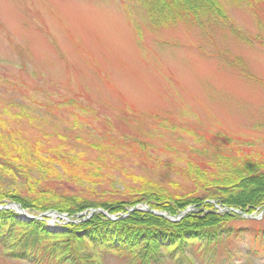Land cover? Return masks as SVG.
<instances>
[{
  "label": "rangeland",
  "instance_id": "rangeland-1",
  "mask_svg": "<svg viewBox=\"0 0 264 264\" xmlns=\"http://www.w3.org/2000/svg\"><path fill=\"white\" fill-rule=\"evenodd\" d=\"M218 1L252 44L219 20H206V33L183 23L151 30L140 0H0L1 121L42 154L78 157L73 170L100 173L96 191L108 196L137 186L135 176L192 191L177 175L191 165L212 176L263 159L264 47L255 39H264V1ZM238 60L254 79L233 68ZM47 222L54 232L67 225ZM229 226L264 230V218ZM0 264L28 263L0 248ZM106 264L129 263L110 256Z\"/></svg>",
  "mask_w": 264,
  "mask_h": 264
},
{
  "label": "trees",
  "instance_id": "trees-1",
  "mask_svg": "<svg viewBox=\"0 0 264 264\" xmlns=\"http://www.w3.org/2000/svg\"><path fill=\"white\" fill-rule=\"evenodd\" d=\"M240 1L250 7L258 4V0ZM140 3L151 30L183 23L206 33L205 21L219 20L236 39L252 44L248 35L229 26L228 14L218 0ZM255 41L264 47V39ZM231 65L246 78L254 79L242 60ZM40 149L27 146L0 119V205L16 202L37 215L54 210L71 218L94 209L117 217L136 210L118 221L96 214L85 222L67 225L63 232L50 230L46 221L23 222L11 210L0 211V248L10 260L28 264H106L108 257L119 256L129 264H232L244 254L248 258H264V230L235 229L229 224L245 220L238 215L218 214L209 203L214 201L248 214L263 209L264 158L246 157L236 165H225L212 176L194 165L185 174L176 172L187 177L192 191H183L178 183H172L174 191H169L153 180L135 176L132 180L137 186L124 188L121 195L114 188L108 196L96 191L103 181L100 173L88 171L80 175L73 170L80 161L78 157L50 151L45 155ZM54 157L63 171L54 166ZM71 186L80 187L81 193H73ZM88 194L97 198L91 199ZM141 205L174 217L192 206H197L198 212L172 222L137 210Z\"/></svg>",
  "mask_w": 264,
  "mask_h": 264
},
{
  "label": "water",
  "instance_id": "water-1",
  "mask_svg": "<svg viewBox=\"0 0 264 264\" xmlns=\"http://www.w3.org/2000/svg\"><path fill=\"white\" fill-rule=\"evenodd\" d=\"M11 205L17 207L18 209H20L21 219H22L23 221H35V220L38 219V218H35V217H32V216L27 215L26 212H25V210L22 208V206H21L20 204H14V203H12ZM0 209H5V208L3 207V208H0ZM142 211H148V212H150V213H152V214H154V215H157V216H160V217H164V218H167V219H170V220L174 219L172 216H170V215H168V214L158 213V212H155V211H151V210L148 209V207H144V209H143ZM91 213H92L91 216H92L93 214H96V213H101V214H104V215L108 216V215H107L104 211H102L101 209L94 210V211H92ZM56 214H57V213H56L55 211H51V212H49V213H47V214L42 215V217H45V216H52V215H56ZM263 214H264V211H263L262 215H263ZM128 216H129V214L123 216L122 218H127ZM63 217H66V216H63ZM78 217H80V215H79ZM108 217H109L111 220H114V221L118 220V219L115 218V217H111V216H108ZM248 218H251V217L248 216Z\"/></svg>",
  "mask_w": 264,
  "mask_h": 264
},
{
  "label": "bare ground",
  "instance_id": "bare-ground-1",
  "mask_svg": "<svg viewBox=\"0 0 264 264\" xmlns=\"http://www.w3.org/2000/svg\"><path fill=\"white\" fill-rule=\"evenodd\" d=\"M214 202V201H213ZM216 203V202H215ZM57 217H55V219H56Z\"/></svg>",
  "mask_w": 264,
  "mask_h": 264
}]
</instances>
